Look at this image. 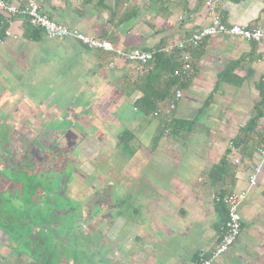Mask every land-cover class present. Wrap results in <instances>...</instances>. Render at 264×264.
I'll return each mask as SVG.
<instances>
[{
	"label": "crops",
	"instance_id": "obj_1",
	"mask_svg": "<svg viewBox=\"0 0 264 264\" xmlns=\"http://www.w3.org/2000/svg\"><path fill=\"white\" fill-rule=\"evenodd\" d=\"M33 1L53 21L123 49L170 45L207 25L213 13L226 24L244 27L264 20V0H215L212 14L207 0ZM128 13L133 15L127 18ZM10 29L17 38L0 43V81L8 94L0 100V124L10 119L12 124L14 115L21 120L26 104L34 123L51 114L60 118L67 110L76 125L88 129L84 133L72 127L79 135L76 155L87 158L90 174H95L91 162L96 158L112 164L117 159L114 180L99 176L89 183L87 264H110L107 245L118 239L128 244L124 253L115 251L117 264H194L197 254L213 248L222 234L225 209L211 201V194L227 192L245 193L239 204L241 232L213 264H264V162L251 186L249 175L259 156L233 147L259 99L264 42L226 36L204 40L193 53V72L171 113V118L193 123L188 132L182 128L169 134L159 115L144 114L136 104L143 96L140 88L153 75L151 63L136 71L134 64L88 49L74 38L29 32L23 18L14 19ZM235 60L240 63L233 74L244 77L242 83L219 80V73ZM163 85V80L154 84L155 94L163 92ZM42 88L50 100L56 93L65 95L53 103L59 106L47 107L48 100L38 104L35 93ZM14 102L20 106L15 108ZM33 103L39 106L36 111ZM166 104V98L158 101L161 114ZM105 111L113 118L110 130L104 128ZM27 253L16 247L9 261L35 263Z\"/></svg>",
	"mask_w": 264,
	"mask_h": 264
},
{
	"label": "flooded vegetation",
	"instance_id": "obj_2",
	"mask_svg": "<svg viewBox=\"0 0 264 264\" xmlns=\"http://www.w3.org/2000/svg\"><path fill=\"white\" fill-rule=\"evenodd\" d=\"M14 128L5 140L0 135V264H13L8 257L16 247L33 264H87L88 193L80 199L67 192L78 187L77 167L41 166L42 132Z\"/></svg>",
	"mask_w": 264,
	"mask_h": 264
},
{
	"label": "built area",
	"instance_id": "obj_3",
	"mask_svg": "<svg viewBox=\"0 0 264 264\" xmlns=\"http://www.w3.org/2000/svg\"><path fill=\"white\" fill-rule=\"evenodd\" d=\"M205 5L212 14L215 9V0H207ZM0 15L3 17L2 20H0V24L4 29L3 37L0 38V43H2L5 38H17V35L11 31L10 27L14 19L23 18L26 25L31 29L39 30L47 38H74L88 49L111 52L114 58L134 64L136 66V71H139L142 67L151 62L154 56L159 52L168 55L174 51H181L180 65L174 70L173 74L174 76H183L185 78L190 77L193 72V57L191 51L198 48L200 44L209 37L226 36L240 38L253 43L264 42V20L260 25L244 27L236 24H226L218 14L214 13L211 15L209 23L202 26L199 30L182 36L170 45L152 49L139 47L130 49L116 48L106 39L88 36L67 25L53 21L47 15L41 13L38 4L33 0H25V3L22 5L0 0ZM108 66L113 67L114 62L110 61ZM180 98L181 90L177 89L165 110L166 115L169 116V114L175 110L176 104ZM153 115L157 116L158 113L155 112ZM256 153L259 156L260 162L252 167L251 174L249 175V183L251 186L256 184L257 175L261 169V162H264V143L259 146ZM244 196L245 193L236 194L233 192L211 194V201L225 209V221L222 234L219 242L213 248L201 251L197 254L194 264H213L215 259L225 254L236 242L242 226L239 204Z\"/></svg>",
	"mask_w": 264,
	"mask_h": 264
},
{
	"label": "rangeland",
	"instance_id": "obj_4",
	"mask_svg": "<svg viewBox=\"0 0 264 264\" xmlns=\"http://www.w3.org/2000/svg\"><path fill=\"white\" fill-rule=\"evenodd\" d=\"M44 38H47V37L45 36ZM2 79L4 80V77ZM0 85L3 86L1 87L3 89V92L0 93V100H3L8 94L4 93L6 90L4 89L5 85L2 84V80L0 81ZM39 90H40L39 93H35V97L37 98L36 100L38 101V104L40 103V101H43L46 104V101L48 100L47 107L50 104L56 105L57 103H59L60 97H61V101H63L65 97L64 94L56 93L53 95L54 99L50 100L49 94L44 91L45 88H42ZM24 95H28V94L24 93ZM16 97L17 96H15V98ZM53 103H56V104H53ZM15 104L16 102H14L15 108L20 106L19 104H18L19 106ZM33 104L35 106H32V108L35 109L36 111V107H39V106L37 103H33ZM56 106H59V105H56ZM28 108L29 107L26 104L25 105L26 112L28 114L32 113V110H29ZM16 110H19V109H16ZM26 112L25 114L23 113V115H21L22 116L21 120L16 119V116L14 115L12 124L10 123L11 119L7 123H5L6 120H4L3 124L0 126V135L5 140V137L9 134L10 131H12L13 127H15L14 130L17 127L22 130L25 129L32 135H34L35 133H41V130H43V132L41 133L42 136L41 135L39 136L41 139L40 149L42 148L41 158L44 157L43 162H41V166H45L47 168L53 167V166H56V168L58 166H62V167L64 166L66 167V171L72 170L74 166L77 167L76 168L77 170L76 171V182H77L78 187L75 186L73 189L70 188V190H67L68 194L71 193L70 195H72L74 198L81 199V196H84L86 193L88 194L90 193L89 183L91 181H95V179L99 180L100 179L99 176H103L106 179H111V180L115 179L117 174L114 173L115 171L113 169V166H114L113 164H116L117 159L114 160L112 164L111 162H107L105 160L106 159L105 157H100L99 159L96 158L93 162H91L94 165L93 170H95V174L94 173L90 174L88 170L91 167V164L89 165L86 162L87 158L85 156L76 155L77 153H79V152L76 153L75 151V148H77L76 146L79 144V135L75 132V130H72L73 129L72 127L74 126L77 129H82L84 133H88V129L82 125H76L77 121H75L74 117L71 116L70 112L65 110V114L62 115L60 118H52V114L50 115L51 117L48 116L45 119L38 118V120L36 121L37 123L31 122ZM105 113H106V117L103 119V121H105L106 124L104 125L105 126L104 128L105 130L107 129L110 130V128L112 129L114 126H112L108 122H110V120L113 121V118H111L110 116H107L108 114H110V112L105 111ZM15 114H18V112H16ZM17 121L19 122L20 125L17 124L18 123ZM10 127H11V130H10ZM36 147H37V144L35 143L33 148H36ZM107 160L109 161V159ZM96 173L99 174L98 177ZM55 175H56V181H57L59 180L60 176L63 177L66 175V173L63 172V173H58ZM99 239L100 238H97V240ZM118 242H119V239H118ZM94 260L95 262L97 261V259H94ZM242 260L243 258L240 259L241 262Z\"/></svg>",
	"mask_w": 264,
	"mask_h": 264
},
{
	"label": "trees",
	"instance_id": "obj_5",
	"mask_svg": "<svg viewBox=\"0 0 264 264\" xmlns=\"http://www.w3.org/2000/svg\"><path fill=\"white\" fill-rule=\"evenodd\" d=\"M155 1L157 2L158 0ZM132 15L133 13L132 14L128 13L127 18H130ZM0 18L2 20L3 17L0 15ZM26 27L29 32L40 33L39 30L31 29L28 25H26ZM3 30H4L3 26L0 24V38L3 37ZM31 38H34V36H31ZM195 50L196 49L191 51V55L193 58H194L193 53ZM180 57H181V51H174L173 53L168 55L159 52L154 56L152 62H149L153 65V71H152L153 75L152 77L149 76L145 80L147 82H145L144 86L140 88L143 93V96L136 103L137 107L144 114H154L155 112H157L162 120L164 132H167L169 134L177 131L180 132L182 128L184 132H188L193 123L192 121L180 122L174 118H171L172 114H169V116L166 115L164 111L161 114V110L157 106L158 101L166 98L167 99L166 107H167L169 105V102L173 98V94L175 90L182 88L187 80V78L183 76H174L173 74L174 70L178 68L180 65ZM239 63L240 60H235L233 62H230L228 65H226L224 69L219 73V80L225 82L233 81V84H238V85L241 84L244 77L242 78L236 77L233 74L235 68L238 67ZM160 80H163V84H164L163 92L159 94H155L154 84ZM171 89H172V94L170 92ZM256 89L259 94V99L253 106L251 117L249 118L248 122L240 130L238 137L233 141L234 148L247 149L249 150V152L250 151L256 152L259 146L264 143V77L257 84ZM124 139L125 137L123 134V140ZM221 170L222 167L219 168L220 173L222 172Z\"/></svg>",
	"mask_w": 264,
	"mask_h": 264
},
{
	"label": "water",
	"instance_id": "obj_6",
	"mask_svg": "<svg viewBox=\"0 0 264 264\" xmlns=\"http://www.w3.org/2000/svg\"><path fill=\"white\" fill-rule=\"evenodd\" d=\"M126 244L128 243H122V242H118V241H112L109 245H107L108 251L110 252L111 257V262L110 264H117L118 259L116 258V254L115 251L120 250L121 252L124 253L123 249L126 248Z\"/></svg>",
	"mask_w": 264,
	"mask_h": 264
}]
</instances>
